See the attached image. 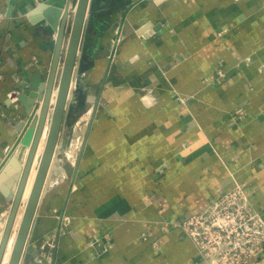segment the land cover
<instances>
[{
    "label": "crops",
    "instance_id": "crops-1",
    "mask_svg": "<svg viewBox=\"0 0 264 264\" xmlns=\"http://www.w3.org/2000/svg\"><path fill=\"white\" fill-rule=\"evenodd\" d=\"M37 2L0 0V163L27 116L18 94L54 54ZM77 83L60 151L91 112L85 145L75 165L55 160L20 264H207L163 224L236 182L264 216V0H94ZM12 175L0 181V238Z\"/></svg>",
    "mask_w": 264,
    "mask_h": 264
},
{
    "label": "water",
    "instance_id": "water-1",
    "mask_svg": "<svg viewBox=\"0 0 264 264\" xmlns=\"http://www.w3.org/2000/svg\"><path fill=\"white\" fill-rule=\"evenodd\" d=\"M34 1L38 2L33 10H44L51 27L57 31L56 44L46 76L40 69L36 70L32 82L18 94L27 110V116L16 125L18 137L0 163V181L7 173L14 172L9 182L15 187L8 220L0 238V264L3 262L30 175L38 159L33 185L7 264H20L23 259L46 180L53 174L51 168L56 163L55 160L60 152L61 135L63 136L65 130L76 87L72 82L75 77L77 78V72L80 70V57L86 37V21L94 5V0ZM70 21V34L65 43ZM154 27L157 28V26ZM140 33H143V30ZM47 123L49 127L39 156L40 141ZM1 188L6 194L12 195L8 188L4 186Z\"/></svg>",
    "mask_w": 264,
    "mask_h": 264
},
{
    "label": "built area",
    "instance_id": "built-area-1",
    "mask_svg": "<svg viewBox=\"0 0 264 264\" xmlns=\"http://www.w3.org/2000/svg\"><path fill=\"white\" fill-rule=\"evenodd\" d=\"M4 16L0 8V20ZM76 142L77 148L83 145L84 135L78 134ZM72 151H66L69 160ZM167 225L190 236L200 259L207 264H249L264 252V216L250 202L240 182L222 192L204 209L167 221L163 227ZM143 235L147 237L145 232Z\"/></svg>",
    "mask_w": 264,
    "mask_h": 264
},
{
    "label": "rangeland",
    "instance_id": "rangeland-1",
    "mask_svg": "<svg viewBox=\"0 0 264 264\" xmlns=\"http://www.w3.org/2000/svg\"><path fill=\"white\" fill-rule=\"evenodd\" d=\"M90 116H91V112H90V114H89L88 116H87V115L84 116V118L82 119V121H81L80 124L78 125L79 128L77 129V133L74 135L73 139L70 141V143L68 144V146L65 145V146L62 148V150L60 151V152H61V153H60V156H57L56 159H60V160H62V161H61L62 163L71 160L70 162H71L72 165H73V164H74V165L76 164V162L78 161V155H79V152H80V150H81V148H82V144H81V146H80L79 148L76 147V144H77V142H76V137H77L78 134H81V135H84V136H85V131L83 130V128H84L85 125H87V122L89 121ZM69 149H71V150L73 149L72 152H73L74 155H75L76 162L73 161V159H70V160L68 159L66 151L69 150ZM69 153H70L71 156H72L73 153H71V152H69ZM71 158H72V157H71ZM24 203H25V202L23 201L22 204H24Z\"/></svg>",
    "mask_w": 264,
    "mask_h": 264
},
{
    "label": "bare ground",
    "instance_id": "bare-ground-1",
    "mask_svg": "<svg viewBox=\"0 0 264 264\" xmlns=\"http://www.w3.org/2000/svg\"><path fill=\"white\" fill-rule=\"evenodd\" d=\"M74 83V80H73V82H72V84ZM74 154H72V158L71 159H73V161H74ZM37 163V162H36ZM35 174H36V166H34V169H33V171H32V173H31V176H30V179H29V182H28V188L26 189V191H25V194H24V198H26L27 196H28V194H29V190H30V188H31V184H32V182H33V178L35 177ZM33 185V184H32ZM9 256H7V258H8Z\"/></svg>",
    "mask_w": 264,
    "mask_h": 264
}]
</instances>
